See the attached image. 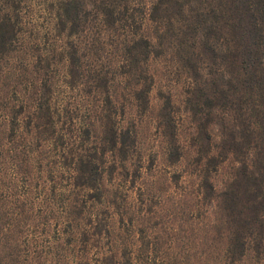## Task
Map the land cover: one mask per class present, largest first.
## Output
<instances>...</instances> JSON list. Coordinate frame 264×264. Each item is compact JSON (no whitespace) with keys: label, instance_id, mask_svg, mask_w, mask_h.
Wrapping results in <instances>:
<instances>
[{"label":"trees","instance_id":"16d2710c","mask_svg":"<svg viewBox=\"0 0 264 264\" xmlns=\"http://www.w3.org/2000/svg\"><path fill=\"white\" fill-rule=\"evenodd\" d=\"M0 264H264V0H0Z\"/></svg>","mask_w":264,"mask_h":264},{"label":"rangeland","instance_id":"374dc122","mask_svg":"<svg viewBox=\"0 0 264 264\" xmlns=\"http://www.w3.org/2000/svg\"><path fill=\"white\" fill-rule=\"evenodd\" d=\"M36 9H37L36 13L40 16L39 18L41 20L43 15H45V11L41 8H36ZM150 97H151L150 107L148 111L144 114L143 120L141 124L139 125V131H140L139 138H141V140L143 141L142 146L143 148H145L143 152L145 154H149L150 158H154L153 167L150 171V173H152V176H153L151 181L152 180L155 181L157 179L160 182L158 183L161 186H163L164 184H167V180L165 179V177L168 176L167 174H169L171 170H173V168H176V167L169 165L166 161H164L158 155L157 149H158L159 143H157V141H158V138L160 137L157 134L156 124H155V120L153 119V116L155 114L156 106L159 103V99L156 96L155 89L151 91ZM174 98L176 100L177 98L180 99L179 94L178 95L175 94ZM185 127H186V120H183L181 124V128H182L181 135L182 136H184L187 132L185 130L186 129ZM182 168H183L182 166H179V169L182 170ZM231 170H232V163L225 162L223 167L219 170V173L215 177V180L219 186L222 185V182L225 180L226 177H228ZM164 188H166V185ZM167 204L169 205L168 202Z\"/></svg>","mask_w":264,"mask_h":264}]
</instances>
